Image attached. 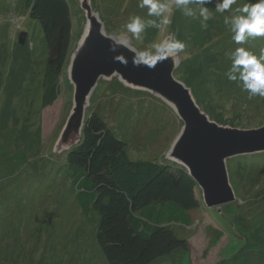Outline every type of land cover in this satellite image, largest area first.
Here are the masks:
<instances>
[{"label":"rangeland","instance_id":"obj_1","mask_svg":"<svg viewBox=\"0 0 264 264\" xmlns=\"http://www.w3.org/2000/svg\"><path fill=\"white\" fill-rule=\"evenodd\" d=\"M67 1L70 53L58 80V96L43 107L48 47L39 21L29 15L23 0H0V264H109L61 169L66 151L55 150L72 106L67 68L86 24L79 0ZM255 2L236 0L229 11L219 13L217 0H210L206 6L212 18L202 27L198 10L188 17L173 6L171 23L163 24L138 6L140 0H91L106 33L116 37L126 32L133 16L157 20L160 26L147 28L143 42L131 40L138 50L173 34L183 41L175 77L190 88L210 120L238 129L264 124V98L249 99L240 81L227 78L229 53L244 47L259 56L264 37L238 45L224 20ZM91 112L101 115L126 143L130 158L178 164L167 152L182 121L149 91L125 85L117 76L100 78L86 118ZM226 167L235 198L207 207L197 186L200 205L188 211L189 223L171 226L178 238L187 240V249L150 264H264V151L230 157Z\"/></svg>","mask_w":264,"mask_h":264},{"label":"trees","instance_id":"obj_2","mask_svg":"<svg viewBox=\"0 0 264 264\" xmlns=\"http://www.w3.org/2000/svg\"><path fill=\"white\" fill-rule=\"evenodd\" d=\"M43 31L48 54L41 105H51L70 53L72 22L67 0H23ZM63 174L109 264H150L183 248L172 224L189 223L198 207L197 183L180 164L132 159L96 112L87 117L78 144L66 151Z\"/></svg>","mask_w":264,"mask_h":264},{"label":"water","instance_id":"obj_3","mask_svg":"<svg viewBox=\"0 0 264 264\" xmlns=\"http://www.w3.org/2000/svg\"><path fill=\"white\" fill-rule=\"evenodd\" d=\"M86 24L67 68L73 87L72 106L58 135L55 150L68 151L79 143L86 122V109L100 78L117 76L125 85L149 91L168 104L182 127L172 142L167 157L183 166L201 189L205 206L231 201L235 194L229 182L226 161L230 157L264 151V124L252 129L222 126L200 109L191 90L174 75L169 60L155 68L137 67L133 53L119 47L112 51L104 22L93 10L91 0H79ZM25 32L18 41L24 42ZM170 38V37H169ZM120 55L126 62L115 57Z\"/></svg>","mask_w":264,"mask_h":264},{"label":"clouds","instance_id":"obj_4","mask_svg":"<svg viewBox=\"0 0 264 264\" xmlns=\"http://www.w3.org/2000/svg\"><path fill=\"white\" fill-rule=\"evenodd\" d=\"M210 0H140L139 7L147 9L149 17H156L163 24L171 23L173 6L181 9L183 14L194 17L199 13L202 27H207V21L212 18L209 8L206 6ZM236 0H217L215 11L224 13L232 8ZM239 15L225 17L224 23L230 26L233 40L238 45H243L249 38L264 37V0H256L255 3H246L236 9ZM160 24L156 19H142L140 16L131 17L126 24V32L118 37H109L111 49L115 51L119 47L126 48L133 53V64L137 67L145 66L155 68L158 63L169 60L175 66L178 63L179 54L184 52L185 43L175 37L153 43L151 47L138 50L131 40H144L147 28H158ZM128 34H131L130 36ZM231 67L227 73L230 81H240L242 87L249 94V99L255 96L264 98V52L256 56L244 47H237L229 53ZM115 59L126 62L117 55Z\"/></svg>","mask_w":264,"mask_h":264}]
</instances>
